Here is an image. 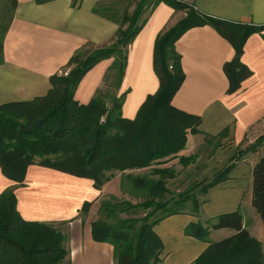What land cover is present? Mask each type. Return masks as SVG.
<instances>
[{
	"label": "trees",
	"instance_id": "16d2710c",
	"mask_svg": "<svg viewBox=\"0 0 264 264\" xmlns=\"http://www.w3.org/2000/svg\"><path fill=\"white\" fill-rule=\"evenodd\" d=\"M147 1L136 5L130 14L128 4L119 9L124 0L99 2L94 11L118 25L111 43L95 48L86 45L77 50L64 69L74 67L67 75L51 76V88L45 96L0 105V171L9 181L22 184L28 168L38 165L89 179L96 190H101L115 173H120L121 189L125 186L126 193L142 199L135 204L117 202L114 198L102 201L99 206L102 217L91 222L93 240L113 246L114 264H160L163 246L153 227L168 216L185 212L197 216L202 202L189 192L198 190L204 196L233 169V164L227 166L214 173L211 180L203 179L190 190L171 196L167 182L176 173L170 167L160 166L177 159L186 147L188 136L200 134L201 125L200 117L172 105L185 79L175 47L177 40L191 28L208 25L231 44L235 56L224 65L229 83L227 94L237 92L251 75L241 62L246 40L252 34H260L264 40L262 27L213 19L175 0H150L146 10L143 4ZM160 3L185 12V17L157 35L153 71L159 87L147 96L133 119H125L121 116L124 94H119V88L126 68L127 48ZM5 25L0 22V34ZM91 46L93 49L87 50ZM106 59L113 62L105 75V86L97 89L87 104L78 103L74 94L79 82ZM223 135L216 140L220 142ZM259 151L261 156L252 168L251 207L264 225V134L242 152ZM192 157L180 158L181 166H188ZM142 169L149 173L125 174ZM94 202H85L79 215L86 216ZM188 202L192 208L185 207ZM140 209L150 212L142 219L118 218L120 214ZM206 223L207 226L200 222L187 226L185 234L204 242L210 230L232 229L235 234L210 244L192 264H264L262 244L250 236L237 212ZM65 242L66 237L54 225L24 221L17 211L12 189L0 194V264H64L68 256Z\"/></svg>",
	"mask_w": 264,
	"mask_h": 264
},
{
	"label": "crops",
	"instance_id": "0c3cea01",
	"mask_svg": "<svg viewBox=\"0 0 264 264\" xmlns=\"http://www.w3.org/2000/svg\"><path fill=\"white\" fill-rule=\"evenodd\" d=\"M103 1L108 4L113 0L44 3L0 0V22L6 23L0 34V105L45 96L51 88L50 77L61 74L77 50L86 45L111 43L118 25L94 11ZM175 1L213 19L264 29V0ZM123 8L126 5L120 4L119 9ZM181 14L185 16V12L160 3L128 46L119 88V94H124L123 118L133 119L147 96L157 91L159 81L153 71L154 41L161 31L175 24ZM175 47L185 79L172 105L201 119L200 134L189 135L181 153L184 157L193 155L208 139L215 140L224 133L220 144L207 155L204 179L211 180L214 173L233 164L228 177L210 188L201 199L197 216L186 212L176 214L165 217L153 227L163 246L160 264H192L210 244L234 235L235 231L210 230L204 242L186 235L187 226L198 222L207 226L209 220L237 212L247 230L241 211L244 201L251 203L254 162L249 160L254 153L243 154L242 151L264 133V40L260 34H252L246 40L241 62L251 75L233 94H227L229 83L224 65L234 59L235 51L213 27L206 25L187 30ZM112 62L113 59L103 60L85 74L74 94L78 103L87 104L96 90L105 86V75ZM257 153L261 155L260 151ZM147 173V169L125 172L134 176ZM107 186L109 182L102 188ZM8 188L16 196L17 211L24 221L58 226L64 234L68 251L64 264H114L113 246L94 241L92 219L79 215L85 202L96 201L101 196V190H96L91 180L33 165L28 168L22 184L9 181L0 171V194ZM258 242L264 252V242Z\"/></svg>",
	"mask_w": 264,
	"mask_h": 264
},
{
	"label": "rangeland",
	"instance_id": "374dc122",
	"mask_svg": "<svg viewBox=\"0 0 264 264\" xmlns=\"http://www.w3.org/2000/svg\"><path fill=\"white\" fill-rule=\"evenodd\" d=\"M124 1L125 2L123 3V5L128 4L130 6L129 14L133 11L136 5L143 3L142 2L143 0H124ZM149 1L150 0L147 1V4L146 3L143 4L146 7V10L150 7ZM184 17L185 16L181 14L179 20H181ZM175 24H172L171 26H174ZM95 47L97 46H94V48ZM92 49H93V46L87 48V50H90V51ZM73 67L74 66L72 65L69 68L64 69L60 75H67ZM207 141L208 143L206 145L204 144L203 146L198 148V150L193 155H191L193 156L192 162L188 165V168L183 167L184 169H182V166L180 165L181 164V162L179 161L180 158H184L181 152L178 154L179 156L177 159L163 166H160V167H170L176 173V177L173 180H169L167 182V186L171 193V196H176L180 193L190 190L191 187H193V185L197 184L198 182L202 181L205 178L203 173H205L207 170L206 169L207 168L206 162L208 158L207 155H210L211 152L214 151V149L217 147V145L220 144L216 139L215 140L208 139ZM211 156H213V154ZM260 156H261L260 153H257V154L254 153L250 155L249 161H251L252 163L254 162L253 167L258 162ZM174 165H177V166H174ZM125 184L126 183L124 182V185ZM126 189L127 188L125 186L123 189H121V178L117 174H114V177L109 181V186H107L104 189L103 188L101 189V196H99V198L92 204L86 216H88L92 220H97L101 218L102 215H101V212L99 211L100 203L102 201H109L111 200V198H114V200L117 202L129 201L132 204L142 201V199L138 198L137 196H133L134 194L126 193L125 192ZM189 193L191 194V197L194 196L198 202H201V199L204 197L202 194L198 193V190H193ZM166 199H169V196H166ZM185 207L188 209L192 208V203L188 202ZM149 212H150L149 210L143 211L140 209L138 211H135L134 213L131 212L128 214H120L118 218L122 220L127 219V218L142 219ZM241 212L245 216V224L247 226V230L251 233L253 238H255V240L264 242V225L259 219L255 210L251 207V203L247 204L246 201H244ZM157 215L158 214L154 215V217H152L151 220L155 219ZM56 228H58V226H56Z\"/></svg>",
	"mask_w": 264,
	"mask_h": 264
}]
</instances>
